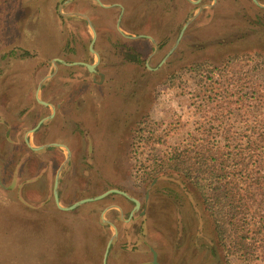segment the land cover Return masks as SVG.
I'll use <instances>...</instances> for the list:
<instances>
[{
  "label": "rangeland",
  "instance_id": "rangeland-1",
  "mask_svg": "<svg viewBox=\"0 0 264 264\" xmlns=\"http://www.w3.org/2000/svg\"><path fill=\"white\" fill-rule=\"evenodd\" d=\"M104 1L130 9L128 30L113 32L114 18L100 26L95 42L101 57L95 69L99 75L60 69L72 73L73 82L62 76V82L48 83L43 100L54 98L59 90L62 110L29 141L38 147L60 139L71 152L58 184L61 207L114 189L139 201L140 209L129 218L134 204L117 194L70 212L56 207L53 184L66 151L53 147L31 152L23 137L39 120L38 113L28 112L39 81L35 73L41 69L43 77L51 72L52 60L61 56L85 57L76 31L81 26L58 21L65 0H0V118L11 123L14 142L5 141L0 127V264H80L86 255L90 264H103L106 245L102 248L103 233L93 221L100 219L108 242L113 229L101 217L110 207L118 209L103 216L117 236L106 264H153L154 253L157 264H264L260 244L248 262L226 257L198 193L192 190L185 196L181 174L166 169L167 156L201 133L221 146L244 135L252 119L224 99L212 102L214 92L193 67L206 63L219 69L222 74L214 82L220 84L239 70L242 57H256L262 63L258 76L263 87L264 8L251 0ZM256 1L264 7V0ZM91 3L67 11L86 13ZM88 10L93 20L102 18L98 9ZM152 17H158L157 22L152 23ZM192 18L175 51L160 65ZM152 34L157 41L169 38L157 45ZM139 36L151 37L156 47L147 39H130ZM88 58L92 64L94 58ZM67 88L70 95L64 94ZM72 104L75 110L66 107ZM47 109L42 116L48 115ZM66 115L71 121L61 135L58 126ZM107 181L111 184L105 186Z\"/></svg>",
  "mask_w": 264,
  "mask_h": 264
},
{
  "label": "trees",
  "instance_id": "trees-1",
  "mask_svg": "<svg viewBox=\"0 0 264 264\" xmlns=\"http://www.w3.org/2000/svg\"><path fill=\"white\" fill-rule=\"evenodd\" d=\"M88 7L98 9L102 15L100 20L92 21L98 35L100 26H106L113 18L115 23L118 9L102 10L98 5L91 4ZM127 12L129 15L126 14L121 22V28L125 30L126 17L131 14L130 9ZM157 18L152 17V23L157 22ZM58 21L63 23L60 16ZM115 31L114 27L113 32ZM130 32L138 33L136 29H131ZM151 37L155 41L158 39L156 34ZM168 38L167 35L163 36V39L157 41V45H162ZM97 43L95 50L99 52ZM241 59L239 70L220 84L214 80L222 73H217V68L205 66L206 63L193 67V72L214 92L211 94L212 102L219 103L224 99L228 104L239 106L240 110L244 109L242 112L247 114L248 119H252L248 121L244 135L238 134L235 143L221 146L220 143L212 144L201 133L200 138L185 144L181 150H173L167 156L166 169H174L181 174V190L185 196L188 197L192 190L198 193L200 204L212 221L215 240L225 256L237 257L245 263L254 256L258 244L264 246V123L261 122L264 120V86L260 87L258 76L262 63L256 57ZM34 104L43 113L44 107L36 102ZM248 107L253 112L248 111ZM261 112L263 113L260 114ZM0 114L3 115L1 110ZM106 184L111 182L107 181L105 186ZM93 205L97 206L98 203ZM94 217L95 215L91 216V219ZM93 223L103 233L100 242L104 248L107 242L105 226L98 217ZM49 241L52 239L47 242ZM90 263L88 255L80 261V264Z\"/></svg>",
  "mask_w": 264,
  "mask_h": 264
},
{
  "label": "crops",
  "instance_id": "crops-1",
  "mask_svg": "<svg viewBox=\"0 0 264 264\" xmlns=\"http://www.w3.org/2000/svg\"><path fill=\"white\" fill-rule=\"evenodd\" d=\"M81 1H83V2H86V3H89V2H92L91 3V5L92 6H94V5H98L99 6V8H101L102 10H113V9H118V13H117V18H116V24H115V30H117V21L119 20V18L121 17V20H120V29H122L121 28V21H122V18H123V15H124V13L127 11L126 10V7H124L122 4H114V5H108V4H106V2L104 1V0H86V1H84V0H65V6H64V10H63V6H61L60 7V12H59V16L62 18V21H63V23L61 24V25H63V24H65L66 22H75V23H77V24H79L81 27H79V28H77V32H79V33H81V35H79V39L83 42V46H80L79 48L81 49V52L84 50V52H82V54H84L85 55V57H80V55H77L76 57L74 56V55H71V57H69V59L66 57V56H61V57H58V58H55V59H53L52 60V71L51 72H49V73H47L46 75H44L43 77H41L42 76V74H41V69H39V71L38 72H36L35 74L36 75H38V78H39V81H38V83H37V85H36V88H35V92H34V101L36 102V104H38V105H41V104H39L38 102H37V100H36V94H37V91H38V86H39V84L41 83V81L42 80H44L46 77H50V78H48L44 83H43V85H42V87H41V89L39 90V92H38V98L41 100V101H43V102H45V103H47V105H49V106H43V105H41V106H43L44 108L45 107H48V115H46L45 117L44 116H42V113L40 112V108H38V107H36L35 106V104H33V106H32V109L31 110H28V112L29 111H31V112H35L34 114H36V113H38L39 115V120L37 121V123L34 125V127L31 129V130H33L43 119H45V118H47V117H50L51 115H52V118L51 119H49L48 121H46V122H44V124H46V123H48V122H50L51 120H53V119H55V117L57 116L56 114H57V112H61V110H62V107H63V105H62V102H61V100L59 99V96H60V92H59V90H56V92L54 91V95H53V97L54 98H51V99H48L47 97H45V100H43V96H44V89H45V87L47 86V84L48 83H50V82H53L54 80H58L59 79V81H61V79H63V77L62 76H65L64 77V79H67L68 77H69V79L71 80V83L73 82V80H74V78H71V76L70 75H72V73H70V74H68V71L67 72H60V69L62 68V69H65V70H71V72H74L73 70L75 69V70H79V69H81V70H84V71H86V72H84L86 75H88V76H91V75H99V74H96V72L97 71H95V72H90L86 67H84V66H81V65H74V64H77V63H84V64H89V65H95V64H97V66L98 65H100V63H101V57L99 56V61H98V59H97V57L95 56V55H93L91 52H90V50H89V47H90V44H91V41H92V36H93V34H92V30L90 29V27L88 26V24H87V22L83 19V18H81V17H79L78 15H84V16H86L89 20H90V22H91V24L93 25V19H92V17H89V15L87 14V12L86 13H83V12H81L80 10H78V11H76V10H74L73 12H71V11H67V8L69 7V6H73V5H77V6H79V4L81 3V6H84V3H82ZM112 6H114V7H112ZM105 7H109V8H105ZM122 8V9H121ZM66 9V10H65ZM64 11V13H63V11ZM93 28H94V30H95V32H96V35H97V31H96V29H95V27H94V25H93ZM118 32V31H117ZM97 38V37H96ZM96 42V41H95ZM94 47H95V43H94ZM94 47H93V49H94ZM95 50V49H94ZM96 51V50H95ZM77 52H79L78 51V49L76 50V53ZM70 53V52H69ZM71 53H73V52H71ZM96 53H97V51H96ZM98 54V53H97ZM99 55V54H98ZM88 56H91V57H93L94 58V62L92 63V64H90L89 63V61H88ZM88 58V59H87ZM53 67H54V69H53ZM59 68V69H58ZM95 69H97V67L95 68ZM59 70V71H58ZM95 73V74H94ZM60 75V76H59ZM101 75V74H100ZM102 76V75H101ZM69 80V81H70ZM62 82V81H61ZM54 86H57V85H54ZM64 94L65 95H70V90L67 88V89H65V91H64ZM59 101V102H58ZM67 101H69V100H66V102ZM71 101H73V100H71ZM67 108L68 107H71L73 110H75V106L72 104V105H67L66 106ZM28 114V113H27ZM63 120L62 121H60L59 122V132H60V134L61 135H63V132H64V129H66V124H67V126L69 127V122L71 121H69V115H66L65 116V118L63 117L62 118ZM5 121L8 125H9V127H10V131H9V135H8V138H7V133H8V128L4 125V124H2V123H0V126H2L3 128H5V134H4V138H5V141L7 142V143H14L13 141H11V137L13 136V134L11 133V131H12V125H11V123L8 121V120H6V119H2V118H0V121ZM43 124V125H44ZM75 125V123H73L72 122V125ZM43 125H41L40 126V128L36 131V132H34V133H29L28 134V141H29V136L30 135H33V134H35V133H37L41 128H42V126ZM73 127V126H72ZM72 127H70V129L72 128ZM30 130V131H31ZM30 131H28V132H30ZM28 132H26L25 134H24V137H25V135L28 133ZM24 137H23V142H24V144H25V146L27 147V145H26V143H25V141H24ZM29 144H30V141H29ZM48 144H60V145H63V146H65L64 144H62L61 142H60V139H58V140H56L55 142H50V143H48ZM33 147V146H32ZM39 147V146H38ZM67 147V146H66ZM28 148V147H27ZM55 148H58V147H55ZM68 148V147H67ZM29 149V148H28ZM48 149H51V148H48ZM69 149V148H68ZM30 150V149H29ZM45 150H47V149H45ZM31 151V150H30ZM44 150H41V151H36V152H43ZM31 152H33V151H31ZM66 157V156H65ZM17 172H15V174H16ZM15 183H16V181H14ZM15 183H14V186H15ZM2 185V184H1ZM153 256H154V254H153Z\"/></svg>",
  "mask_w": 264,
  "mask_h": 264
},
{
  "label": "water",
  "instance_id": "water-1",
  "mask_svg": "<svg viewBox=\"0 0 264 264\" xmlns=\"http://www.w3.org/2000/svg\"><path fill=\"white\" fill-rule=\"evenodd\" d=\"M256 6L260 7V8H264L262 5H260L256 0H251ZM114 7V6H112ZM105 8H109V7H105ZM122 9V8H121ZM79 17L83 18L88 26L90 27V29L92 30V41H91V44H90V47H89V50L90 52L95 55L99 61V55L96 53V51L93 49L94 47V43L96 41V32L93 28V25L91 24L90 20L84 16V15H78ZM120 20H121V17L119 18V20L117 21V31L121 34V29H120ZM193 18L190 19L186 25L183 27L182 31L180 32L178 38H177V41L176 43L174 44V47L171 49V51L165 56V58L162 60V62L160 63L163 64L165 63V61L172 55V53L175 51V49L177 48V46L179 45L183 35H184V32L186 30V28L189 26V24L192 22ZM124 36V35H123ZM126 37V36H124ZM126 38H129V37H126ZM136 38H143V39H147L149 40L153 45L154 47H156V43L154 42V40L151 38V37H147V36H139V37H135V38H130V39H136ZM98 64V63H97ZM97 64L95 65H89V64H84V63H77V64H74V65H81V66H84L86 67L90 72H95V68L97 67ZM159 65V66H160ZM50 78L49 76L46 77L44 80L41 81V83L39 84L38 86V91H37V94L39 92V90L41 89L43 83L48 79ZM36 94V100L39 104L43 105V106H49L47 105V103L41 101L39 98H38V95ZM52 118V115L50 117H47L45 119H43L33 130H31L30 132H28L25 137H24V141L27 145V147L33 151V152H36V151H41V150H45V149H48V148H53V147H58V148H63L65 151H66V157L64 159V161L61 163V165L59 166L57 172H56V175H55V179H54V184H53V199H54V202H55V205L56 207L62 211V212H70V211H73L75 210L76 208L82 206V205H86V204H91V203H95V202H99L103 199H105L107 196L111 195V194H117V195H120L122 197H124L125 199L129 200L130 202H132L134 204V208L129 216V218H131L133 216V214L135 212H137L139 209H140V202L137 201L136 199L132 198L131 196H129L128 194H126L125 192H121V191H118V190H109V191H106L105 193L99 195V196H96V197H92V198H87V199H83V200H80L76 203H74L73 205H71L70 207H67V208H64V207H61L60 206V203H59V197H58V184H59V180H60V176H61V173L63 171V169L65 168V166L68 164V162L70 161V158H71V152L70 150L66 147V146H63V145H60V144H47V145H44V146H39V147H31L30 144H29V141H28V134L29 133H34L36 132L41 125L44 124V122L48 121L49 119ZM0 123L4 124L7 128H8V133H7V138H8V135H9V131H10V127L9 125L5 122V121H0ZM15 183V182H14ZM0 185H1V181H0ZM116 207H110L108 209H106L104 211V213L110 209H114ZM118 209V208H116ZM103 213V214H104ZM122 213V211H121ZM102 214V217H101V221L102 223L108 225L109 227H111L113 229V233L110 237V239L108 240L107 244H106V247H105V251H104V256H103V264H106V261H107V257H108V254H109V251H110V248L117 236V229L115 228V226L113 224H111L110 222H108L105 217L103 216ZM153 264H157L156 262V253H154V260H153Z\"/></svg>",
  "mask_w": 264,
  "mask_h": 264
},
{
  "label": "flooded vegetation",
  "instance_id": "flooded-vegetation-1",
  "mask_svg": "<svg viewBox=\"0 0 264 264\" xmlns=\"http://www.w3.org/2000/svg\"><path fill=\"white\" fill-rule=\"evenodd\" d=\"M16 171H18V170L16 169Z\"/></svg>",
  "mask_w": 264,
  "mask_h": 264
}]
</instances>
